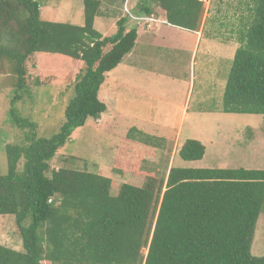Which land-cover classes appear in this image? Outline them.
Instances as JSON below:
<instances>
[{"label":"trees","instance_id":"trees-1","mask_svg":"<svg viewBox=\"0 0 264 264\" xmlns=\"http://www.w3.org/2000/svg\"><path fill=\"white\" fill-rule=\"evenodd\" d=\"M105 1L83 0L85 21L79 25L44 20L40 0H0V55L15 63L18 89L28 88L26 61L35 53L84 64L66 120L53 137H38L35 123L16 107L10 110L15 125L33 131L27 144L6 146L0 215L14 216L24 250L0 244V264H264V256L252 252L264 211V169L169 166L163 178L149 177L141 187L124 183L116 195L109 177L52 169L74 130L107 110L99 97L106 73L136 44L137 28L127 32L129 16L117 21L112 36L95 28ZM252 1L238 32L225 113L264 115V0ZM155 8L166 12L170 24L191 31L200 29L206 11L201 0H139L133 15L150 16ZM179 154L185 161L202 160L206 146L187 139Z\"/></svg>","mask_w":264,"mask_h":264},{"label":"rangeland","instance_id":"rangeland-1","mask_svg":"<svg viewBox=\"0 0 264 264\" xmlns=\"http://www.w3.org/2000/svg\"><path fill=\"white\" fill-rule=\"evenodd\" d=\"M40 1L44 20L68 23L85 21L83 0ZM125 3L118 0L116 4L110 5V1L106 0L102 5V15L106 12L110 15L113 10L121 16L127 15L124 11ZM250 3L253 6V1L250 0L249 3L246 2V8ZM233 5L237 6V3ZM239 8L242 9L243 6ZM249 16L248 13L242 22L243 17L238 16L239 27L235 26L233 29H243L242 24ZM232 23L234 19L230 18V24ZM224 34L225 31L219 35ZM235 35L236 40L239 39ZM206 38L207 32L204 40ZM172 40V46L164 54L162 62L150 63L148 67L159 74L162 72L172 85L167 87L165 98L154 91L149 93V99L155 105L160 101L178 102L169 115L170 122L167 124L170 127L162 129V132L174 134L175 140L177 136L180 146L175 143L159 145L156 142L164 139L155 137L156 135L146 134L151 139L144 141L145 136L135 129L143 122L138 118H151L160 125H166L165 116L162 110L149 105L141 106L142 104H132L128 100L123 101L112 75L99 93L100 99L108 107L102 118L104 124L89 118L84 127L75 129L66 145L51 161L52 169L68 168L109 177L113 180V195L118 194L124 183L132 182L141 187L147 184L149 177L163 178L172 162L173 166L184 168L249 166L264 169V115L223 111V96L233 58L223 51L207 47L206 41L193 56L191 41L185 42V49H180V42L174 38ZM225 47L231 48L233 44ZM159 51L158 49L154 54L158 55ZM72 59L63 55L35 53L26 61L28 88L21 90L18 89L19 75L15 63L0 55V175L8 172L6 146L27 144L26 136L33 131L30 127L19 128L12 122L10 110L13 107L18 109L21 117L35 123L34 131L38 137L51 138L60 131L66 120V107L75 96L77 76L84 68L82 62H74L75 59ZM159 77L155 79L158 80ZM222 81V96H219L218 88ZM213 85L216 88L211 89ZM190 90L191 100L188 101L186 98ZM213 90L215 99L209 100V94ZM175 94L176 100L173 99ZM18 95L21 98L13 103ZM184 110L188 114L182 121ZM175 127L179 129V133ZM187 139H197L206 145L203 160L185 161L180 157V149ZM129 159L136 164L130 163ZM23 166L24 159L19 163L20 171ZM138 173L142 177L136 176ZM0 244L24 250L13 215H0ZM144 252L147 254V250ZM252 252L253 255L264 256V211L258 221ZM41 264L48 263L43 261Z\"/></svg>","mask_w":264,"mask_h":264},{"label":"crops","instance_id":"crops-1","mask_svg":"<svg viewBox=\"0 0 264 264\" xmlns=\"http://www.w3.org/2000/svg\"><path fill=\"white\" fill-rule=\"evenodd\" d=\"M201 1L204 2L206 11L203 18V23L200 29L197 31H191L170 24L168 22L166 12L161 8H155V13H153L150 16H147V17H154L155 18L154 21H149V22H146V20L139 21L129 16V21L127 24V32L130 31V29H132L133 27L137 28L138 37L136 40V44L132 49V51L124 57L123 61L115 69L106 73V80L104 84L107 82V79L113 75L112 79H115L116 88H118L117 92H119V95L120 97H122L123 101L127 102L128 100L132 104H136V105L142 104L141 106L149 105L155 108L156 110H162L165 116L164 122L166 123V125L164 123L163 125H160L151 118L148 119L138 118V120H143V122H141L142 123L141 126H136L135 128L141 131V133L152 136L156 135L155 137L164 139L156 143H165V144L175 143L177 144V146H180L179 143L180 141L178 140L177 136L175 140L173 139L174 134L172 133L164 134L162 132V129H168L170 127L169 124H167L170 122L169 115L170 112H172L173 106L175 104H178V102L160 101L156 105L151 103L149 99L150 98L149 93L150 92L154 93V91H158V93L163 98H165L167 87H171L172 82L170 80H167L166 77H164V75L162 74V72H160L159 74L156 71L149 69L148 67L150 63L162 62V59L164 58V54H166L168 49L172 46L171 42L173 41L172 40L173 38L178 42H180V49H185L187 47L185 45V42L191 41L193 43V47H192L193 56L195 55V52L199 49L201 44L206 41L207 47H212L218 49L219 51H223L224 53H227L234 60L237 49L241 46L240 41H238L239 39L237 38L236 40V37H234L236 36L235 34H237L238 37V32L241 29H237L236 31L233 28L235 26L239 27L238 26L239 21H237L238 16L243 17L241 19L242 22L245 21L244 19L247 18L248 13L250 15L251 3L250 5H247L246 8V2L249 3L250 0H201ZM138 2L139 0H126L125 7L133 13V9L135 8ZM235 2L237 3V6L233 5ZM240 6H243V8L242 9L239 8ZM125 7H124V11H125ZM129 7H131V9ZM125 16L124 15L121 16L120 13L119 12L117 13L115 10L111 11L110 15H108L106 12L105 15L96 18L95 28L103 35V37L112 36L116 34L118 31L117 21ZM230 18L234 19V23L230 24ZM244 23L242 25H244ZM74 24L83 25V23L80 22ZM98 24H100V27L98 26ZM223 31H225V34L219 35ZM206 32H207V38L206 40H204V35ZM229 44H233V47L231 48L225 47L228 46ZM158 49L160 51L158 52V55H155L154 53ZM157 76H160L158 80L155 79V77ZM223 85H224L223 81L219 83V88H218L219 96L220 95L222 96L221 89ZM214 88H216V85H213L211 89ZM176 96L177 95L175 94L173 96V99L176 100ZM190 96H191V90L187 94L186 99L188 101L191 100ZM212 99H215L214 90L211 94H209V100ZM103 114L101 118L97 120L99 121V124L101 123L104 124L102 119ZM187 114L188 112L184 110L182 121L185 119V117H187ZM122 115H124V113ZM174 129L177 130L176 127ZM177 132L179 133V129L177 130ZM129 160L130 163L136 164L135 161H132L131 159ZM173 164L174 163L172 162L170 168L173 166ZM213 168H218V167H213ZM244 168L257 169L255 167L249 168V166ZM136 176L142 177L140 173L136 174ZM129 184H132V182Z\"/></svg>","mask_w":264,"mask_h":264},{"label":"built area","instance_id":"built-area-1","mask_svg":"<svg viewBox=\"0 0 264 264\" xmlns=\"http://www.w3.org/2000/svg\"><path fill=\"white\" fill-rule=\"evenodd\" d=\"M126 12L128 13V15L131 18H134V19L139 20V21L146 20V22H149V21H154L155 20L154 17H137V16H134L127 8H126Z\"/></svg>","mask_w":264,"mask_h":264},{"label":"clouds","instance_id":"clouds-1","mask_svg":"<svg viewBox=\"0 0 264 264\" xmlns=\"http://www.w3.org/2000/svg\"><path fill=\"white\" fill-rule=\"evenodd\" d=\"M129 10V9H128ZM130 11V10H129ZM125 12H126V7H125ZM131 12V11H130ZM127 13V12H126ZM132 13V12H131ZM133 14V13H132ZM128 15V14H127ZM129 16V15H128ZM135 16V15H134ZM137 17H147V16H137Z\"/></svg>","mask_w":264,"mask_h":264}]
</instances>
